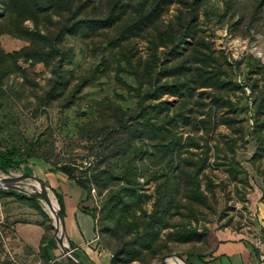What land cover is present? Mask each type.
Instances as JSON below:
<instances>
[{
	"label": "rangeland",
	"instance_id": "obj_1",
	"mask_svg": "<svg viewBox=\"0 0 264 264\" xmlns=\"http://www.w3.org/2000/svg\"><path fill=\"white\" fill-rule=\"evenodd\" d=\"M261 1L207 0L205 8L201 9L198 24L200 36H204L230 66L232 120L238 121L237 126L232 125V143L243 138L245 144L237 150L232 146L230 154L225 145L230 132L225 127L219 126L208 134L202 129L182 128V138L196 140L198 148L180 150L174 159L202 166L196 177L197 193L188 195L180 190L174 201L178 204V210H171L165 217L162 215L159 227L151 224L157 212V194L162 190L160 183L164 179L158 182L156 178L169 174L168 162L173 157H164L155 151L150 155L149 151L136 153L129 150L124 155L99 163L96 157L111 141L107 142L108 135L103 133L105 129L100 124L94 126L90 122L98 118L92 103L105 98L118 102L125 110L137 107L136 100L130 97V90L136 88L137 84L128 73L123 59L117 56L121 55L120 52L128 49L130 53L134 48L133 59L141 63L142 70L148 62H155L154 74L171 66L167 64L165 67V64L166 60L172 58V48L167 41L157 38V32H166L170 26L180 29L176 27V19L179 15L177 12L184 11L182 5H164L154 20L155 24L140 30L144 25H149L144 19L141 21L146 12L134 15L135 24L129 18L125 1L113 11L115 7L111 0H84L81 6L75 7L73 19L58 16L52 19L49 26L54 33L52 43L61 53L53 59L51 66L19 60L16 62V73H10L13 63L9 60L1 62L0 151L15 152L21 165L8 169L6 173L0 171V181L4 178L34 176L53 196L58 209L48 179L49 172L65 178L55 171L61 166L69 168L74 176L86 179L91 196L90 210L96 218L98 248L107 255L109 264L112 261H116V264H159L166 255H179L185 261L188 256L189 261H196L194 256H210L221 241H260L262 230L248 209L247 196L251 191L252 176L256 175L264 182V137L262 141L256 139L257 123L261 124L264 136V2L258 5ZM151 7L153 5H148V13H151ZM108 15L114 21L113 26L105 27L94 21L96 29L91 31L85 28L75 37L66 34L63 28L67 22H74L75 19L99 20ZM23 28L31 32L34 25L25 21ZM43 30L41 27L40 31L45 34ZM181 31L177 32L182 34ZM119 42V50L114 49ZM161 42L168 46L162 47ZM190 43L187 41L180 48L189 47ZM28 45L25 39L16 36H0V50L6 55ZM183 49H179L182 54L185 53ZM63 59L60 64L59 61ZM57 65L72 82L61 99L45 102L44 94L56 79L53 66ZM90 75L94 76V80L83 87L72 105L63 103L75 90L76 79ZM204 92H193L192 99L186 105L191 121L194 118L196 121L204 119L200 115L201 104H209ZM148 102L149 106L164 102L173 108L178 104V99L165 95L159 101ZM256 109L259 115H256ZM204 112H209L208 107ZM235 129H239L240 133ZM116 139L118 137L113 136L111 140ZM144 145H147V141L140 140L138 146ZM92 170L108 173L105 178L110 181V186L104 188L101 183L97 185L92 181ZM132 174L135 178L130 181ZM27 181L32 180L22 182ZM132 189L138 196L133 212L116 214L110 206L112 196H125ZM4 196L15 197L21 209L34 214L45 227L46 237L52 241L57 257L48 255L46 251L41 252L38 256L40 264H73L66 260L53 238L54 222L39 196L27 192L23 187L15 189L12 186L0 188V197ZM181 234L183 237L180 241L177 236ZM1 249L0 264H11Z\"/></svg>",
	"mask_w": 264,
	"mask_h": 264
},
{
	"label": "trees",
	"instance_id": "obj_2",
	"mask_svg": "<svg viewBox=\"0 0 264 264\" xmlns=\"http://www.w3.org/2000/svg\"><path fill=\"white\" fill-rule=\"evenodd\" d=\"M83 1L0 0V36L4 34L13 37L16 36L25 39L29 44L26 48L7 55L3 54L0 50V63L6 62L5 60L12 62L13 65L9 69L10 73H16V70H18L16 62L19 60H27L30 63H41L46 67L51 66L54 63L53 59L61 52L52 43L54 33L50 31V23L55 16L73 19L72 16L75 13V7L81 6ZM111 1L112 6L115 7L113 11L119 9L122 1H125V8L130 12L129 18L135 24L137 21L133 18L134 15H137L139 12L140 14L146 12L147 14L141 18V21L145 20L149 25H144L142 28H139L140 30L149 27L151 24L154 25V20L158 18V12L166 4H175L178 7L182 5L184 9V11L177 12L179 15L176 19V27H180L178 29L179 31L182 29V34L177 32L178 30L175 26H170L166 32H157V38L160 41H167L172 48V58L166 60L165 64V67L171 65L170 67L165 68L159 74H154L156 64L154 61H150L142 70L141 63L133 59L134 48L130 53L127 52L128 49H125L126 51L120 52L121 55H117L123 59L122 61L125 62L128 68V73L136 81L137 87L130 90V94H132L130 97L136 100L137 107L134 110H125L118 102L110 101L106 98L92 103L94 109H96L98 118L90 122V125L98 126L100 124L99 126L105 129L103 133L108 135L107 142L111 141V143L103 147L96 157L100 160L99 163L105 162L112 157L124 155L129 150H133L136 153H139V151H149L147 153L150 155L155 151L164 157L166 155L173 157L168 162L169 174L160 175V178H156L158 182L164 179V182L160 183V189L162 190L161 193L159 192L157 194L158 203L155 205L157 212H155L152 220L153 223L151 224L154 227H159L162 223V215L165 217L171 210H178V204L174 201L176 200L177 194L180 193V190L187 192L188 195H195L197 193L195 190L197 187L196 183L198 184L196 177L198 171L202 169V166L197 167V163L174 159V156L180 150L198 148L196 140L190 137L186 139L182 138V135H180L182 128L191 127L195 131L202 129L203 132L208 134L219 126L225 127L230 132V135L227 136L228 139L226 138L227 143L225 144L230 154H232V146L237 150L245 144L243 138L233 140L232 143V125L234 127L237 126L238 121L237 119L232 120V80L229 72L230 66L226 58L222 54H218L212 44L204 36H200L198 32L201 9L205 8L207 0ZM263 2L264 0L259 2L258 5ZM148 5H153L151 7V13H148ZM110 20L109 15L99 20L88 18L87 20L76 21L75 19L74 22H67L63 28L66 34L69 36L74 35L73 37H75L79 35L78 33H83L82 31L85 28L91 29V31L96 29V22L94 21L102 23V26L105 27L113 26L114 21ZM25 21H30L34 25L33 31L29 32L23 28ZM41 27H43L45 34H42L40 31ZM187 41H191L189 47L186 46L184 49L180 48V45L187 43ZM152 42H155V40ZM117 45L114 49L119 50V47H121L120 42ZM160 45L165 48L168 46L164 42H161ZM177 48L178 50H176ZM179 49H183L185 53L182 54ZM64 59L59 61V63L62 64ZM53 71L56 79L51 89L44 94L45 102L61 99V95L64 96L67 86L69 87L70 82H72L62 73L59 65L53 66ZM93 80L94 76L92 75L88 78L76 79L75 90L72 92L71 97L63 100V103L71 106L76 95ZM162 80L166 82L162 83ZM170 80L171 82H167ZM235 87L238 86L235 85ZM198 90L206 91L204 93H206V99H209V104H201L202 112H200V115L204 116L203 120L196 121V118H194L191 121V118L187 116L190 110H186V107H188L186 105L192 99L193 92ZM165 95L177 98L178 104L173 108H170L164 102H159L154 106L148 105V101H159ZM207 107L209 112H204ZM255 112L256 115H259L257 109ZM256 127L258 129L256 130V139L262 141L264 136L261 124L257 123ZM235 130L240 133L239 129ZM113 136H117L118 139L111 140ZM136 140H138V143L134 144ZM140 140H146L147 145L139 147ZM20 165V160L17 159L15 152L0 151V171L2 173H6L8 169L14 167L18 168ZM196 167L197 170H194ZM134 169L137 171L136 168ZM55 171L59 172L67 180L73 181L80 189L86 192V199H91L90 189L86 179L83 180L81 177L74 176L69 171V168H61L59 166ZM92 172V181L97 183V185L101 183L104 185V188L110 186L108 185L110 181L105 178V175H108V173L97 170H92ZM134 174H132V178L129 177V180L135 178ZM128 185L131 184L128 183ZM53 192L57 199L60 212L64 217L62 199L55 191ZM19 197L27 199L26 196L19 195ZM166 199L168 200V204L164 205ZM136 203H138V196L134 189L129 190L125 196L114 195L110 200V206L116 214L133 212L132 208L136 206ZM182 237L183 235L181 234L177 236V239L181 241ZM43 243L45 248H42V252L46 251L48 254V250L53 249V244L46 237L45 227ZM194 259L202 261L203 257L194 256ZM186 262L188 264H194L193 260L189 261L188 256L186 257ZM110 264H116V261H112Z\"/></svg>",
	"mask_w": 264,
	"mask_h": 264
},
{
	"label": "crops",
	"instance_id": "obj_3",
	"mask_svg": "<svg viewBox=\"0 0 264 264\" xmlns=\"http://www.w3.org/2000/svg\"><path fill=\"white\" fill-rule=\"evenodd\" d=\"M50 187L62 199L64 207V238L76 258L83 264H109L107 255L98 248L96 218L91 199L73 181L49 172ZM251 191L247 196L248 209L262 230L260 241L233 239L221 241L212 254L194 264H258L264 255V182L251 177ZM44 227L40 219L21 209L20 202L12 196L0 197V247L11 264H40ZM259 242V243H258ZM56 250L48 255L57 257ZM53 261H57L53 259ZM66 263V261L64 262Z\"/></svg>",
	"mask_w": 264,
	"mask_h": 264
},
{
	"label": "water",
	"instance_id": "obj_4",
	"mask_svg": "<svg viewBox=\"0 0 264 264\" xmlns=\"http://www.w3.org/2000/svg\"><path fill=\"white\" fill-rule=\"evenodd\" d=\"M25 179H30V180L36 181L39 184V186L41 188V193L35 194V195L39 196L43 200V202L47 203L48 202L47 189L44 187V185L40 181H38L34 176H31V175H25L22 178H18V179L4 178L2 180V185H0V188L12 186L15 189H20L23 185L22 181ZM56 219H57V225H59L61 228L62 238H58V226H54L55 227V233L53 234V238L56 240V242L59 246V249L65 254L66 260L70 261L73 264H83L81 261H79L73 255L69 246L67 247V249H64V247H63L62 242H63V239L65 240V238H64V218H63L59 209H58V212H56ZM172 257L178 258V259L182 260L184 262V264H187L186 261L179 255H166L161 259L159 264H166L167 259L172 258Z\"/></svg>",
	"mask_w": 264,
	"mask_h": 264
},
{
	"label": "bare ground",
	"instance_id": "obj_5",
	"mask_svg": "<svg viewBox=\"0 0 264 264\" xmlns=\"http://www.w3.org/2000/svg\"><path fill=\"white\" fill-rule=\"evenodd\" d=\"M2 180L0 181V185H2ZM22 184H23L22 187L27 192L34 193V194H40L41 193V188L36 181H33V180L27 181V182L22 183ZM47 194H48V202L47 203L43 202L45 209L51 215L53 222H54V226H58V238H62L61 228L59 225H57V219H56V212H58L59 207L57 209L53 196L49 192H47ZM62 244H63L64 249H67L68 245L64 239H63ZM166 264H184V262L178 258L172 257V258L167 259Z\"/></svg>",
	"mask_w": 264,
	"mask_h": 264
},
{
	"label": "built area",
	"instance_id": "obj_6",
	"mask_svg": "<svg viewBox=\"0 0 264 264\" xmlns=\"http://www.w3.org/2000/svg\"><path fill=\"white\" fill-rule=\"evenodd\" d=\"M259 243V242H258ZM258 264H264V255H261L258 260Z\"/></svg>",
	"mask_w": 264,
	"mask_h": 264
}]
</instances>
